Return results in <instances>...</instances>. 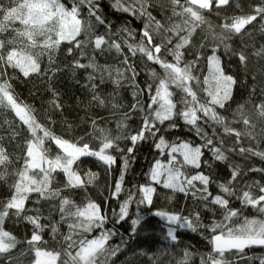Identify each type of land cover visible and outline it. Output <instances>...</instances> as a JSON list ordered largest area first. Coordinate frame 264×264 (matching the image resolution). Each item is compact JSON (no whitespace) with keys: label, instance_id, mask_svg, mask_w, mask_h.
Instances as JSON below:
<instances>
[{"label":"snow or ice","instance_id":"6c2138e0","mask_svg":"<svg viewBox=\"0 0 264 264\" xmlns=\"http://www.w3.org/2000/svg\"><path fill=\"white\" fill-rule=\"evenodd\" d=\"M110 7L140 21L141 28L137 31L128 19L114 25L101 0H0V188L5 189L0 264H23L29 256V264H108L120 250L109 244L117 233L105 229L108 217L100 204L87 196L78 204L74 196L86 193L97 179L98 173L86 169L88 159L102 162L110 174L115 152L122 168L110 194L120 199L135 152L147 142L166 159L154 160L148 184L136 186V193L127 190L116 222L128 217L133 202L151 205L153 185H160L191 197L187 215H155L176 226L167 229L172 241L177 228L208 233L211 251L199 255L200 264H264V255L246 252L264 248V219L242 217L248 207L264 216V0H111ZM64 42L66 56L72 57L67 67L74 79L83 70V82L76 83L89 96L74 105L52 83L63 71L57 56ZM192 49H197L193 59H186ZM113 52L114 62H99V56ZM201 60L208 69L203 77L197 74ZM142 71L148 74L143 86ZM21 77L34 87L47 82L49 98L41 110L16 93L12 81ZM128 88L131 102L121 95ZM81 108L85 116L69 120L65 115L66 109ZM5 110L14 113L12 119ZM56 115L61 135L53 128ZM111 122L115 129L107 126ZM181 127L199 142L166 139ZM46 141L63 154L50 156ZM122 141L130 146L121 148ZM53 211L59 212L58 220ZM205 213L209 223L202 219ZM7 222L31 226L30 234L19 239ZM131 223L135 232L141 220ZM94 229L102 230L99 236H84ZM191 258L185 251L175 264Z\"/></svg>","mask_w":264,"mask_h":264},{"label":"trees","instance_id":"16d2710c","mask_svg":"<svg viewBox=\"0 0 264 264\" xmlns=\"http://www.w3.org/2000/svg\"><path fill=\"white\" fill-rule=\"evenodd\" d=\"M103 6V11L105 16H107L114 25L120 26L124 23L125 19L129 20V23L137 31L141 28V23L138 20H131L126 14L114 13L110 7L111 0H101ZM210 20L216 21L215 16H209ZM200 32L193 37V43L195 44L199 39ZM259 39V38H258ZM69 47L67 42H64L60 46V51L57 56V62L62 72L58 73L54 80L52 81L55 88L59 90L62 98L69 104H75L76 99L86 100L89 98L88 93L85 89H82L76 80L83 82L85 73L83 70L77 71L75 74V79L73 78V73L67 65L71 62L72 57L66 56V49ZM197 49H192L190 52L186 53V59H193L192 51ZM78 55V54H77ZM115 53L105 54L104 56H99L98 60L100 63L114 62ZM139 59V56L136 58ZM228 57L222 58L223 63L228 61ZM82 62H86L82 61ZM43 66H47V59H44ZM157 73L162 74V70L158 65H154ZM228 67L235 70L234 64H229ZM10 75H15L11 69L8 70ZM198 75H207L208 69L206 62L204 60L200 61V71ZM148 79V74L146 72H141L138 77L141 86L145 80ZM15 87L16 93L19 95L20 99L27 104L33 105L38 111L46 105L49 98V94L45 91V83L38 84L36 87L33 86L31 81H26L22 77L12 81ZM106 91L111 90V86H108ZM121 95L125 102H131V89H121ZM86 109H66L65 115L69 120H75L77 117L85 116ZM106 114V113H105ZM4 115L8 119H12L14 113H8L5 110ZM59 116V115H58ZM18 122V121H17ZM139 124V118H135L130 122V127L135 129ZM108 127L115 129V122H111L107 125ZM90 130V129H89ZM179 137L180 139L193 140L195 143L199 141L196 139L193 133L189 132L187 128L181 127L178 130H174L166 139L169 141H175ZM45 146L49 148V155L54 156L56 154H63L61 150L55 145L54 142L46 141ZM130 144L127 141H122L120 147L126 149ZM19 154V150H17ZM117 156V163L113 165L112 171L109 174L106 172V166L97 161L95 158H89L86 162V169H90L93 172L98 173L97 179L90 185H88V190L86 193H79L74 196L75 201L78 204L86 203L85 197L92 199L101 205L103 212L107 215L108 219L105 222V229H111L117 234L114 235L109 244L112 247L119 245L120 250L117 254L109 259L108 264H175L176 260L183 258V253L185 251L192 254V258L189 260L188 264H200L199 255L206 254L211 251V245L208 243V233L203 230H198L193 232L191 229L187 228H177V240L172 241L167 236L168 227H176L175 225H169V223L156 216L157 211L171 212L177 214H188V210L192 206L191 197H186L184 193L173 192L171 189H164L160 185H153L156 188V192L152 194L153 203L148 204H137L133 202L130 204L128 212L129 215L124 221L116 222L117 215L119 214L120 203L127 196V190H131L136 193V186L141 184H148V170L155 159L165 160L166 157H161L158 155L157 150L152 146V142L142 143L138 146V150L135 152V159L130 164L128 171L125 174V183L123 188L124 192L121 193L120 199L111 198V186L119 178L120 171L122 168L121 161L119 159V153L113 152ZM255 178H259L258 175ZM62 173L57 175V182L61 183L64 180ZM5 189L0 188V197L3 196ZM137 199H139V194H137ZM31 205H29L30 207ZM234 206L240 207L239 202L234 201ZM47 205H45V215H47ZM242 217H247L249 219L258 218L264 219V216L257 213L255 209L250 207L243 208ZM53 218L59 219V212L53 211ZM139 218L141 223L136 226V231L134 232L131 221ZM219 219V217H216ZM202 219L205 223H209L211 217L208 214H204ZM242 222V220H241ZM7 228L13 231L19 239L23 240L30 234L31 226L25 223L13 224L12 222H7ZM63 232H67V225L61 226ZM101 229H94L90 233H84V236L88 239L99 236ZM47 238V236H46ZM75 238V236H74ZM26 247V245H25ZM248 255H264V248L254 247L250 250H246ZM230 255V254H226ZM31 256L23 260V264H29ZM245 264V262H241ZM252 264V262H248ZM258 264V262H256Z\"/></svg>","mask_w":264,"mask_h":264},{"label":"rangeland","instance_id":"374dc122","mask_svg":"<svg viewBox=\"0 0 264 264\" xmlns=\"http://www.w3.org/2000/svg\"><path fill=\"white\" fill-rule=\"evenodd\" d=\"M41 109H42V108H41ZM41 109H40V110H41ZM54 118L58 121V123H57L56 125L53 126L54 131L56 132L57 135H61L62 132H63V129H62V128L60 127V125H59V119H60V117H59L58 115H56ZM65 138H68L67 135L65 136Z\"/></svg>","mask_w":264,"mask_h":264}]
</instances>
